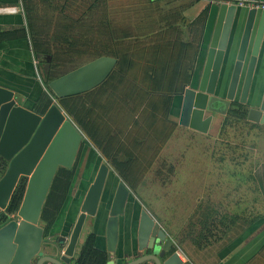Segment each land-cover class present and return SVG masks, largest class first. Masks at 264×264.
I'll use <instances>...</instances> for the list:
<instances>
[{"label": "water", "instance_id": "95a60500", "mask_svg": "<svg viewBox=\"0 0 264 264\" xmlns=\"http://www.w3.org/2000/svg\"><path fill=\"white\" fill-rule=\"evenodd\" d=\"M209 1L214 7L215 23L206 45L201 71H193L191 85L185 86L180 94L177 124L205 133L212 114H225L232 102L245 107L246 121L264 124V63L262 82L256 85L251 81L257 54L262 42L264 43V10H259L257 15L238 88L236 83L257 11L248 8L229 82L224 95L219 96L215 86L216 79L230 24L238 6L232 0ZM15 12L14 6L0 7V14ZM114 65L113 57L99 56L47 81L46 86L54 98L81 94L99 85ZM82 138V132L75 127L55 99H52L42 114H38L18 104L13 92L0 86V158L5 162L0 176V212L5 216L4 221L0 222V264H69L85 217L94 216L96 212L109 165L104 161L98 164L68 232L65 237H58L61 246L54 243V256L42 254L41 248L45 243L42 241L39 212L56 168L71 166ZM20 177L25 179L21 200L16 210L7 213V202ZM131 193L121 180H117L104 221V250L99 251L104 255V264H113L117 218L123 213ZM136 249L142 255L125 264L144 261L180 264L179 251L174 249L171 238L144 207L140 209L138 216Z\"/></svg>", "mask_w": 264, "mask_h": 264}, {"label": "rangeland", "instance_id": "374dc122", "mask_svg": "<svg viewBox=\"0 0 264 264\" xmlns=\"http://www.w3.org/2000/svg\"><path fill=\"white\" fill-rule=\"evenodd\" d=\"M131 1L25 0L23 5L15 0L14 4L22 21L23 14L28 20L29 46L40 54H48L51 74L59 76L97 54L93 39L98 9L109 7L114 12L109 18L116 27H123L129 17L120 6ZM30 50L32 53L31 47ZM34 61V73L41 83V68ZM41 88H45L42 83ZM169 100L167 115L161 108V97L155 95L137 110L135 123L126 118L124 109L115 112L116 119L111 114V118L104 115L100 120L106 124L109 136L121 131L119 136H112L117 138L115 146L119 145L111 147L110 154L118 155L130 190L179 239L184 225L194 220L199 203L208 202L220 213L223 207L233 206L236 199L232 197L238 201L240 195L251 193L252 184L247 177L252 165L264 161V129L232 121L220 127L218 124L210 134L193 135L179 127L172 97ZM150 104L154 105L152 117ZM82 139L87 146L81 151L70 194L79 179L92 180L95 173L94 160L99 153L85 135ZM102 160L108 164L103 157Z\"/></svg>", "mask_w": 264, "mask_h": 264}, {"label": "trees", "instance_id": "16d2710c", "mask_svg": "<svg viewBox=\"0 0 264 264\" xmlns=\"http://www.w3.org/2000/svg\"><path fill=\"white\" fill-rule=\"evenodd\" d=\"M19 2L25 5V0H19ZM120 7L123 9L122 13L127 17L131 14H136L138 10L127 6ZM110 8L120 9L117 7ZM149 9L151 11V8ZM113 13L112 10H109V7H104L102 10L98 9L93 39L97 54L93 58L110 56L115 59V65L99 85L84 93L54 98L46 86L47 81L57 77L51 74L49 69V55L40 54L33 50L32 45L30 46L32 55L37 61L38 67L41 68V83L45 85L44 89L41 88L32 111L42 114L50 105L52 99H55L75 127L85 135L88 139L87 141L91 142L98 151L99 154L94 160V171L98 164L104 161L102 160L103 157L110 167L106 179H112L115 182L121 180L129 188L124 167L119 162L118 155L110 154L112 151L111 147L119 145L115 146L117 138L112 136H119L121 131L109 136L110 132L106 130V124L101 122L100 119L104 115L111 118V114L116 119L115 112L124 109L125 114L127 113L126 118H129L130 123H135L133 119L137 110L144 105L147 98L155 95L161 97V108L162 110L164 109V115H167L169 98L172 97V105L177 106L180 94L186 86L190 74V64L188 65L186 60L188 55L186 51L189 50L190 46L178 37L173 25L166 23L161 25L152 18L146 19V22L136 18L134 21H127L123 27H116L112 22L113 19L109 18V15ZM86 15L87 12H85ZM23 16V25L7 29L0 27V44L28 37L29 24L24 14ZM85 22V27L87 28L89 20ZM47 56L48 58H46ZM42 62L45 65H42ZM44 66L46 67L45 69ZM165 96L168 97L165 98ZM153 108L154 105L150 104L149 112L151 117L154 114ZM245 113L244 106L232 102L226 109L220 125L223 126L228 122L238 121L245 122L251 127L256 126L246 121ZM86 146L83 139H81L71 166L69 168L59 166L54 172L39 212V224L42 227V241L44 243L51 240L58 247L61 246L57 241L58 237L51 235V231L59 211L66 204L75 179V169L81 151ZM4 168L5 162L0 158V176ZM24 184L25 179L20 177L7 202L5 208L7 213L16 210L22 197ZM253 190H257L254 183ZM130 191L138 199L135 196L137 195L136 192L134 190ZM140 204L147 209L143 203L140 202ZM195 212L194 220L184 225L182 238H176L178 245L181 247L183 245L187 246L194 252L204 248H208L207 250L218 249L219 246H223L232 240L234 234L237 233V229L245 228L259 217L258 215L247 217V215L235 211L218 213L217 208L208 202H205V204L199 203ZM4 219V214L0 212V222L4 221ZM70 226L71 223L69 222L65 224L62 234H66ZM184 252L188 258L193 256L185 250ZM95 257L98 262L101 261L104 264V255L102 253L97 252Z\"/></svg>", "mask_w": 264, "mask_h": 264}, {"label": "crops", "instance_id": "0c3cea01", "mask_svg": "<svg viewBox=\"0 0 264 264\" xmlns=\"http://www.w3.org/2000/svg\"><path fill=\"white\" fill-rule=\"evenodd\" d=\"M14 1L15 0H0V7L14 6L16 8L15 13L0 14V27L4 29L24 24ZM127 7L138 9L136 14L129 15L128 22L133 21L134 18L137 17L138 20L142 22H146V19L152 18L161 25L164 23L173 25L178 37L182 39L185 44L190 46L189 50L186 51V53H188L186 60L188 65L190 64V74L186 86L191 85V81L193 80L191 79V74L193 71L198 73L201 71L206 45L210 39L215 23L213 4L209 0H133ZM149 8H151V11ZM247 10V7H236L230 24L224 55L215 84L219 96L224 95V91L229 82L232 63L236 55L243 28L244 16ZM256 10L245 59L242 62L240 76L236 83V87L238 88L241 85L242 73L244 72L252 35L254 33L256 18L261 9ZM33 63L34 57L31 53L27 38L6 41L0 44V86L10 89L13 92L15 101L27 109H32L41 90V83L36 79ZM262 63H264L263 42L256 57L251 79L256 85L262 82ZM179 104L180 99L177 106L173 109L176 118ZM223 115L217 113L212 114L208 129L205 133L180 125L179 127L183 130H187L193 135L196 134L200 136L210 134L212 128L217 129L218 124L220 127L219 122H221L220 119L223 118ZM253 124L256 125L254 127L264 129V124ZM175 130H177V128ZM252 166L253 168L247 177L252 184L251 193L247 194L246 197L240 195L238 201L236 197H232L236 199L233 206L231 208L223 207L220 210L221 212L235 211L240 214L243 213L247 215V217L256 215L259 217L245 228L241 230L237 229V233L234 234L230 242L219 247L216 245L218 247L216 250H207L208 248H204L203 250L194 252L183 244V247H181L176 242V236H174L171 231L168 232V230H166L167 228L144 207L148 210L157 224L165 231L167 236L171 238L174 249L179 251L178 259L180 264H264V161L255 163ZM90 181L91 179L89 180L86 177L78 180L73 192L69 194L66 204L57 215L51 235L65 237L66 234H62V229L68 222H73L82 196ZM253 183L256 185L257 190H253ZM115 186V181L106 179L94 216H86L83 221L69 264H102L101 261H97L95 255L97 252L104 250V221L107 216L108 205ZM244 201H246V203ZM142 207L138 199L133 195L127 198L124 211L117 218V239L112 254L113 264H125L142 255V253L136 249V229L139 211ZM57 241L60 242L58 238ZM184 250L187 251L188 254L191 253L193 256L188 255V258L186 254H184ZM41 251L43 255L54 256L56 253L54 242H45ZM43 264L50 263L45 262ZM139 264L154 263L151 261H144Z\"/></svg>", "mask_w": 264, "mask_h": 264}, {"label": "built area", "instance_id": "2783aa9c", "mask_svg": "<svg viewBox=\"0 0 264 264\" xmlns=\"http://www.w3.org/2000/svg\"><path fill=\"white\" fill-rule=\"evenodd\" d=\"M233 4L240 7L254 8L264 10V1H250V0H232ZM34 61V66H35Z\"/></svg>", "mask_w": 264, "mask_h": 264}]
</instances>
